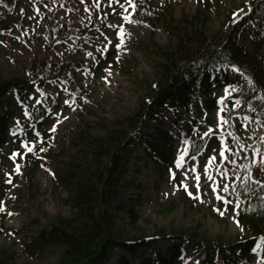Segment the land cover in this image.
I'll use <instances>...</instances> for the list:
<instances>
[{"label":"rangeland","instance_id":"obj_1","mask_svg":"<svg viewBox=\"0 0 264 264\" xmlns=\"http://www.w3.org/2000/svg\"><path fill=\"white\" fill-rule=\"evenodd\" d=\"M252 1L132 0L136 6L133 9L126 0H0V80L19 79L29 84L30 88L25 89L29 103L35 105L43 100L47 104L42 108L43 117L30 127L31 137H25L16 125L15 118L24 112V105L20 104L19 112L5 124L8 134L16 135L18 141L11 139L6 143L0 159V208L3 209L0 210V250L8 253L15 264L56 261L59 247L47 246L30 256L22 248V242L48 227L55 216L71 212L68 191L54 180L55 170H64L71 163L82 167L101 164L105 155L89 139H101L112 126L122 130L126 117L133 115L149 95L156 63L145 45L154 43L164 47L175 41L163 29V20L158 18L160 12L179 20L182 16L199 14L206 3L204 27L211 33L226 25L228 17L246 10ZM58 30L60 36L67 31L73 33L59 38L54 34ZM241 43L245 47L249 45L246 32ZM262 54L264 57V41ZM35 62L44 63L43 71L53 73L67 64L68 81L44 82V77L39 75L34 80L31 77ZM224 72L219 73L222 80L219 76L209 86L210 98L218 101L221 97L244 93L247 86L239 73ZM7 96L13 98L12 93ZM206 98L202 90H196L189 113L177 114L171 107H165L159 121H150L141 130L142 140L166 133L172 151L171 163L154 161L140 145H134L112 215L125 237L135 240L154 237L155 242L131 254L114 249L106 264L124 261L160 264L161 258L171 260L170 264H200L202 248L189 240L194 233L200 239L226 246H235L249 236L237 222L234 204L225 205L216 199L217 195L223 196V185L237 181L236 174H230L229 170L240 169L246 160L245 152L227 162L220 156L222 150L225 155L228 152L221 142L195 159H184L181 168L176 167V160L187 143L185 130L192 133L197 130L202 136L223 131L222 105L218 103L211 114H206L203 106ZM255 102L258 105L252 118L237 114L231 122L236 127L237 139L244 143L264 134V102L254 99L252 103ZM239 103L235 99L231 108H237ZM6 106L9 111L16 110L14 105L3 107ZM3 107L0 116L4 114ZM35 148L37 153L32 152ZM210 157L216 158L211 164ZM31 163L36 164L33 173ZM251 172L255 177L262 172L264 176L260 162ZM195 175L201 177L199 191ZM209 175L212 180L207 179ZM257 259L258 251L251 257V263Z\"/></svg>","mask_w":264,"mask_h":264},{"label":"trees","instance_id":"obj_2","mask_svg":"<svg viewBox=\"0 0 264 264\" xmlns=\"http://www.w3.org/2000/svg\"><path fill=\"white\" fill-rule=\"evenodd\" d=\"M205 4L199 14L182 16L179 20H174L165 11L160 12L158 18L163 20V29L175 41L164 47L154 43L145 45L156 63L155 79L149 84V95L140 102L133 115L126 117V126L119 127H123L122 130L112 126L101 139H89L105 155L101 164L82 167L71 163L64 170H55L54 180L68 191L67 202L71 212L66 216H55L48 227L28 241H23L22 248L27 254L34 256L36 251L44 247L57 246L60 251L53 264H106L114 248H124L132 253L139 246L153 242L154 237L136 240L125 237L113 219L112 209L120 193L127 158L134 145L138 144L150 159L171 163L172 152L168 148L166 133L160 132L156 137L149 136L142 140L141 130L150 121H158L165 107H171L177 114L188 112L196 90H202L207 95L204 106L211 114L215 100L208 93L210 83L213 79H219V69L233 71V68L239 69L237 73L247 83L246 91L235 96L240 107L232 109L231 101L226 99L223 102L226 125L222 135L211 132L202 136L197 131L188 132V152L189 155L208 152L218 146L223 136L228 146L227 162L241 152L246 153V160L240 169L229 170L230 174H236L237 181L229 186L223 197L234 205L239 203V208H235L237 222L250 236L235 246L200 239L197 233L189 240L202 248L200 264H248L245 257L253 247L259 244L264 250V176L262 172L258 174L259 177H255L251 172L264 157V140L261 139L264 134L257 136L251 143H244L237 139L234 131L236 127L231 123L235 114L253 117L258 105V102L252 103L253 99L264 102V0H253L246 10L235 17H228L226 25L211 33L206 32L204 27ZM245 32L249 36V45L246 47L241 43ZM70 33L73 32L67 31L60 38ZM44 65L33 63L34 80L38 75L44 77V82L52 76L56 80H66L67 64H63L55 75L44 72ZM26 88H30V85L21 83L19 79L0 80V106L14 105L16 109L12 112L6 106L5 115L0 117L1 160L2 147L9 139L5 124L11 115L19 112L18 104L26 106V112L19 113V123L25 136L31 137L30 125L43 114L42 108L46 102L39 101L31 105ZM11 91L15 93L16 99L7 96ZM176 118L179 119V116ZM37 151L38 148H35L32 152ZM35 163H31L32 173L36 169ZM237 247L240 251L235 250ZM228 254L233 257L230 258ZM159 261L160 264L170 263L165 258ZM0 264L15 263L8 253L0 250Z\"/></svg>","mask_w":264,"mask_h":264},{"label":"snow or ice","instance_id":"obj_3","mask_svg":"<svg viewBox=\"0 0 264 264\" xmlns=\"http://www.w3.org/2000/svg\"><path fill=\"white\" fill-rule=\"evenodd\" d=\"M117 2H118V0H117ZM126 3H127L130 7H132L133 9H135L136 6H135V4L132 3V0H126ZM121 7H124V6L121 5ZM125 11H127L126 8H125ZM124 19H125L126 21H128V22H131L130 19H129V16H125ZM120 35H121V36L123 35V28H121ZM117 47H120V45L118 44ZM233 71H235V72H239V69L233 68ZM233 90H234V89H233ZM225 93H226V95L229 94L227 88H225ZM223 101H224V97H221V99H220V101H218V103H223ZM65 103H67V101H65ZM221 111H223V109H221ZM220 121H221V123H226V121L224 120L223 117H220ZM53 130H54V129H53ZM209 131H211V129H209ZM207 135H208V133H205V136H207ZM261 139L264 140V137H262ZM29 151H31V149H29ZM185 155H187V149H184L183 152H182V154L177 158V160H176V167H177V168H181V167L183 166L184 156H185ZM220 156H221V158L227 159V157L225 156V152H224L223 150L220 152ZM193 159H195V157H193ZM215 159H216L215 157H210V158H209V164H211ZM18 170H19V167L17 166V171H18ZM260 171H264V157H262L261 160H260ZM192 172L195 173V169H194V168L192 169ZM205 172H207V166L205 167ZM194 179H195V181H196L197 191H199V181H200L201 177H200V175H195V176H194ZM207 179L212 180L213 177L209 175V176L207 177ZM8 182L10 183L11 181L9 180ZM184 187H185V190H187V185H185ZM228 187H229V186H228L227 184L223 185V190H224L225 192H227V191H228ZM212 191L215 192V191H216V188L213 187V188H212ZM189 195L191 196L192 193L189 192ZM216 199H217V200H222V201L224 202L225 205L232 203L231 201L225 199L224 197H222V196H220V195H217V196H216ZM235 208H239V203H237V204L235 205ZM0 210H3V209L0 208ZM234 210H235V209H234ZM217 211H220V210L217 209ZM225 211H227V209H225ZM9 215H11V213H9ZM220 215H224V212H220ZM259 247H260V245L258 244V245H257V248H259ZM252 251H253V252H256V248H253ZM259 264H264V261L259 262Z\"/></svg>","mask_w":264,"mask_h":264},{"label":"bare ground","instance_id":"obj_4","mask_svg":"<svg viewBox=\"0 0 264 264\" xmlns=\"http://www.w3.org/2000/svg\"><path fill=\"white\" fill-rule=\"evenodd\" d=\"M113 257H111V260H112Z\"/></svg>","mask_w":264,"mask_h":264}]
</instances>
